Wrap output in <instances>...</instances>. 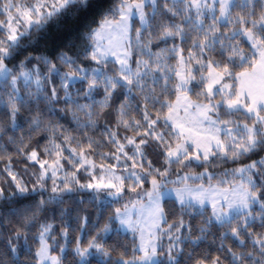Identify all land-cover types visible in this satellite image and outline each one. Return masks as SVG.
Returning a JSON list of instances; mask_svg holds the SVG:
<instances>
[{
  "label": "snow or ice",
  "instance_id": "1",
  "mask_svg": "<svg viewBox=\"0 0 264 264\" xmlns=\"http://www.w3.org/2000/svg\"><path fill=\"white\" fill-rule=\"evenodd\" d=\"M0 264H264V0H0Z\"/></svg>",
  "mask_w": 264,
  "mask_h": 264
}]
</instances>
